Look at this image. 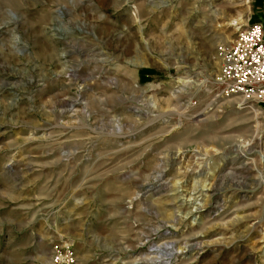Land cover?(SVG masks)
Masks as SVG:
<instances>
[{
	"label": "rangeland",
	"instance_id": "rangeland-1",
	"mask_svg": "<svg viewBox=\"0 0 264 264\" xmlns=\"http://www.w3.org/2000/svg\"><path fill=\"white\" fill-rule=\"evenodd\" d=\"M255 2L0 0V264H264Z\"/></svg>",
	"mask_w": 264,
	"mask_h": 264
},
{
	"label": "built area",
	"instance_id": "built-area-1",
	"mask_svg": "<svg viewBox=\"0 0 264 264\" xmlns=\"http://www.w3.org/2000/svg\"><path fill=\"white\" fill-rule=\"evenodd\" d=\"M221 65L217 83L225 96H238L264 104V28L252 24L240 32L233 44L220 50ZM54 252L58 251L55 246ZM55 264H74L73 260L54 253Z\"/></svg>",
	"mask_w": 264,
	"mask_h": 264
},
{
	"label": "crops",
	"instance_id": "crops-1",
	"mask_svg": "<svg viewBox=\"0 0 264 264\" xmlns=\"http://www.w3.org/2000/svg\"><path fill=\"white\" fill-rule=\"evenodd\" d=\"M254 8V19L264 28V0H256Z\"/></svg>",
	"mask_w": 264,
	"mask_h": 264
},
{
	"label": "bare ground",
	"instance_id": "bare-ground-1",
	"mask_svg": "<svg viewBox=\"0 0 264 264\" xmlns=\"http://www.w3.org/2000/svg\"><path fill=\"white\" fill-rule=\"evenodd\" d=\"M233 25H236V23L234 24V22L232 23ZM237 153H241L240 151H236ZM260 158H262V154H260ZM261 181L263 182V178H261ZM264 183V182H263Z\"/></svg>",
	"mask_w": 264,
	"mask_h": 264
}]
</instances>
